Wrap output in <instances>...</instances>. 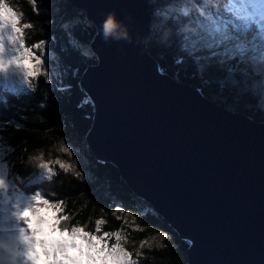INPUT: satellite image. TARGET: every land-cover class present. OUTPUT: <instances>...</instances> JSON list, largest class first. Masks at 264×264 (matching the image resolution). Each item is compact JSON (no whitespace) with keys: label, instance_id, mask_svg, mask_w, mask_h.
Masks as SVG:
<instances>
[{"label":"water","instance_id":"water-1","mask_svg":"<svg viewBox=\"0 0 264 264\" xmlns=\"http://www.w3.org/2000/svg\"><path fill=\"white\" fill-rule=\"evenodd\" d=\"M96 28L86 146L190 243L189 264H264V123L210 103L151 56L150 0H66ZM127 38L105 40L109 14Z\"/></svg>","mask_w":264,"mask_h":264},{"label":"trees","instance_id":"trees-1","mask_svg":"<svg viewBox=\"0 0 264 264\" xmlns=\"http://www.w3.org/2000/svg\"><path fill=\"white\" fill-rule=\"evenodd\" d=\"M170 3L174 0H150L149 7V51L161 72L192 87L210 103L264 123V65L260 56L253 53L240 62L220 55L217 49L185 52L175 36L165 42L168 27L174 25L159 12ZM14 4V10L23 14L21 23L31 25L24 29L25 47L42 50L48 58L31 86L0 89V148L5 153L9 182L28 197L45 186L43 175L22 161L38 149L51 152L53 157L60 155L56 149L63 141L73 148L84 179L61 172L47 186L46 194L54 191L56 196H49L51 200L65 201V211L73 216L71 224H88L87 230L95 232V221L104 218L107 223L102 232L120 231L125 236L121 243L137 264H189L190 243L181 240L147 202L132 192L113 164L98 162L86 146L94 105L80 82L85 69L98 62L95 55L86 52L96 35L94 25L66 0H14ZM179 58L183 62L178 64ZM48 68L51 71L45 72ZM117 208L122 211L114 216ZM161 232L167 235L161 236ZM145 241L148 243L141 248ZM110 243H115L114 238Z\"/></svg>","mask_w":264,"mask_h":264},{"label":"snow or ice","instance_id":"snow-or-ice-1","mask_svg":"<svg viewBox=\"0 0 264 264\" xmlns=\"http://www.w3.org/2000/svg\"><path fill=\"white\" fill-rule=\"evenodd\" d=\"M33 2L35 3V0ZM226 2L234 3L237 0H226ZM238 2L244 6L240 7L233 19L228 22L213 16H208L207 19L199 21L200 38L186 40L182 45L183 51L189 52L205 48L201 45L206 43L207 48L220 49V55L240 62H243L250 54L259 51L261 53L260 62L264 65V9L257 7V5H264V0H238ZM13 12H15L14 9ZM17 19L19 20L18 16ZM253 25L257 27V34L249 40L247 34ZM27 28H15L13 34L8 37V40L17 46L18 52L11 59H3L5 43L0 38V71H6L10 66L15 65L24 72L27 78L37 77L40 74L43 61L24 46L23 33L24 29ZM36 47L40 48L41 45L37 44ZM26 60L34 61V66L25 68L24 61ZM182 62L183 58L176 61L178 64ZM231 72L232 70L229 69L230 74ZM28 82L31 83V80L29 79ZM261 86L264 87V83ZM55 208L56 205H52L47 211L54 212ZM13 216L25 227H21L20 224L16 225L18 243H6L0 246L13 259L24 257L27 264H34V261L40 257V252L37 251L39 248L48 260L54 258V264H60L61 260H64L66 264H79V261L84 260L87 261V264H137V260L132 259V253L126 250L121 243L125 236L120 231L107 232L115 233V235H105L106 232L101 230L96 232L93 237H83L86 242L84 245H77L74 239L68 242L62 238H56V233L60 230L58 217L52 215L49 218L46 213L42 214L34 201H29L23 207L17 204ZM71 235L75 236L74 230ZM160 235L166 236L167 233L161 232ZM113 238L115 243H110ZM146 243L148 242L141 243L140 247L143 248ZM69 249H74L76 255L69 256ZM56 253L60 255L55 256Z\"/></svg>","mask_w":264,"mask_h":264},{"label":"clouds","instance_id":"clouds-1","mask_svg":"<svg viewBox=\"0 0 264 264\" xmlns=\"http://www.w3.org/2000/svg\"><path fill=\"white\" fill-rule=\"evenodd\" d=\"M14 0H0V38L4 40V33H9L8 37L11 36L15 28H27L31 27L30 24L21 23L23 14L16 10ZM168 9L172 10L170 17L174 27L170 26L167 29V34L164 39L165 42L169 41L173 36L177 37L182 43L186 40L199 39L201 36V28L198 21L195 19L194 13L197 9L194 6L193 0H174V3L168 5ZM19 17V20L17 19ZM102 35L105 40L109 38H115L117 40L127 38L128 33L126 30H121V25L115 18V13L108 15L102 26ZM7 37V39H8ZM10 41V40H9ZM202 47L207 48V44L203 43ZM46 75V73H45ZM35 91V88H33ZM56 151L60 155L53 157L52 153H45L43 149H38L36 153L30 154L25 161L22 163L25 167L30 168L33 172L41 173L44 178L45 186L38 187L30 196V201H34L39 207V211L42 214L55 215L58 217L59 231L56 233V238H62L64 241L70 242L72 239L75 240L77 245H84L86 242L83 237H93L96 232L102 230V226L107 223L104 218L97 219L95 221V232L87 230L88 224H80L77 222L75 225L71 224L73 216L65 211L66 203L64 200L53 201L49 196L55 197L56 193L50 192L46 194L47 186L55 181V178L60 175L61 172L64 175H73L81 181L84 179L83 173L79 170L77 161L73 158V148L63 141L60 142ZM3 168H7V165H3ZM0 192L5 196L9 195V182L8 177L0 170ZM52 205H56L54 212L47 211ZM103 211V210H101ZM121 209H116L112 214L115 216ZM119 219V217H117ZM11 219L6 214L5 220ZM127 223V221H126ZM75 231L73 237L71 233ZM105 235H115V233H105ZM17 232L9 231L3 225H0V241H7V243H18ZM3 243H0L2 246ZM23 246L21 245V248ZM71 255H76L74 249H69ZM87 264V261H83Z\"/></svg>","mask_w":264,"mask_h":264},{"label":"rangeland","instance_id":"rangeland-1","mask_svg":"<svg viewBox=\"0 0 264 264\" xmlns=\"http://www.w3.org/2000/svg\"><path fill=\"white\" fill-rule=\"evenodd\" d=\"M200 1L201 4L199 5L197 2ZM193 0L194 6L197 9V11L194 13L195 19L199 22L204 19H207L208 16H215L216 14L219 16H215L216 18L228 22L229 20L233 19L235 16L236 11L244 6L241 5L238 0L237 2H234L231 6L229 2H226V0ZM172 4V3H170ZM169 4V5H170ZM258 8L264 9V5H257ZM234 8V12L232 11ZM162 16L165 18H170L172 15V10L168 9L167 4L163 7V9H160V12ZM160 14H157L159 16ZM220 17V18H219ZM163 19V18H162ZM257 34V27L256 25H253L251 28V31L247 34V38L251 40L253 36ZM9 33L6 31L4 33V43H5V52L3 54V59H11L13 56L17 55V46L13 45L11 41L7 39ZM25 46V45H24ZM219 52H221L220 49H217ZM35 53L36 56H39L40 59L45 61L48 57H46V53H43L42 50L40 51V54L37 53L38 51L36 49L31 50ZM87 53L94 55L93 52L90 50V47L86 51ZM255 55H261L260 52L254 53ZM43 57V58H42ZM45 57V59H44ZM34 66V61L26 60L24 61V67L25 68H32ZM42 69V68H41ZM51 70L48 68L45 72H50ZM41 72V71H40ZM29 79L31 80V83H29ZM35 80V77L27 78L24 75V72L21 71V69L15 65L10 66L6 71H0V86H14V85H26L31 86ZM4 151L2 148H0V170L4 172V174L7 175V168H3V165H5V157H4ZM33 178V177H31ZM31 178H29L28 181H31ZM35 178V176H34ZM33 178V179H34ZM9 182V180H8ZM21 197V198H20ZM30 201V196L28 200L26 201V198H24L22 195L18 194L16 192L15 188L12 186V183L9 182V195L5 196L2 192H0V208H9L6 214L11 217V219L6 220L9 221V225L6 226L9 231L12 230V225L16 227L17 224H20L21 227H25L20 221H16L13 213L16 209L17 204H19L20 207L26 206L27 203ZM31 215V213H29ZM49 218H51L52 215H48ZM37 250H40L39 248ZM59 253H56L55 256H59ZM69 256H73L68 252ZM60 264H66L64 260L60 262ZM79 264H84L83 261H79Z\"/></svg>","mask_w":264,"mask_h":264},{"label":"bare ground","instance_id":"bare-ground-1","mask_svg":"<svg viewBox=\"0 0 264 264\" xmlns=\"http://www.w3.org/2000/svg\"><path fill=\"white\" fill-rule=\"evenodd\" d=\"M232 4H233V3H230V6H231ZM232 11H233V12L235 11L234 8H233ZM215 16H219V15L216 14ZM215 16H214V17H215ZM219 18H220V17H219ZM220 19H222V18H220ZM229 21H230V20H229ZM6 263L8 264L7 261H6ZM9 263H11V264H24L23 262L18 261V260L13 259V258H10Z\"/></svg>","mask_w":264,"mask_h":264}]
</instances>
